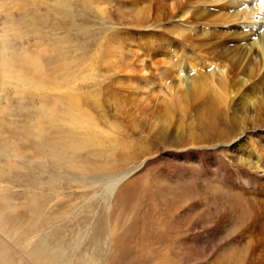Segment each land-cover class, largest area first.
Masks as SVG:
<instances>
[{
    "label": "rangeland",
    "instance_id": "374dc122",
    "mask_svg": "<svg viewBox=\"0 0 264 264\" xmlns=\"http://www.w3.org/2000/svg\"><path fill=\"white\" fill-rule=\"evenodd\" d=\"M171 1H163L165 13ZM159 6L0 0L1 258L253 264L242 233L253 203L217 166L253 169L264 160V122L249 121L227 140L204 138L220 108L212 96L189 95L160 63L159 34L185 43L171 34L183 21L157 22ZM252 150L249 166L241 159ZM106 176L122 180L112 196L105 187L114 178L102 193L91 187ZM232 204L245 210L242 222L224 227L220 212Z\"/></svg>",
    "mask_w": 264,
    "mask_h": 264
},
{
    "label": "bare ground",
    "instance_id": "6f19581e",
    "mask_svg": "<svg viewBox=\"0 0 264 264\" xmlns=\"http://www.w3.org/2000/svg\"><path fill=\"white\" fill-rule=\"evenodd\" d=\"M158 1L157 22L174 18L183 21L171 34L185 43L184 47L159 34L157 50L166 57L160 63L175 70L179 85L186 84L189 95L212 96L220 108H212L213 120L204 126V138L208 140L216 133L218 139L227 140L238 134L239 129L241 132L249 121L255 125L264 122V0H176L166 13L164 0ZM250 5L255 7L249 9ZM252 155L254 150L241 161L249 165ZM240 165L236 163L234 169H229L219 162L217 167L223 176L234 180L232 184L240 191L239 196L253 203V208L245 206L253 219L242 233L249 240L246 252L253 258V264H264V160L252 162L253 169L246 168L248 171ZM209 166L216 167L215 163ZM244 175L247 178L243 181ZM121 182L112 179L105 187L106 194L112 196ZM243 211L226 207L220 212L223 226L239 222L238 216ZM0 264L11 263L0 257Z\"/></svg>",
    "mask_w": 264,
    "mask_h": 264
},
{
    "label": "water",
    "instance_id": "95a60500",
    "mask_svg": "<svg viewBox=\"0 0 264 264\" xmlns=\"http://www.w3.org/2000/svg\"><path fill=\"white\" fill-rule=\"evenodd\" d=\"M31 169H33L32 170V172H34V171H37L38 170V168L36 167V168H32L31 167ZM85 177V176H84ZM121 177V176H120ZM111 178H116L115 176H106V179H104V180H101V181H96V180H94V179H91L92 181H91V187H99V186H101L102 188H101V193L103 192V189H104V184L106 183V181L107 180H109V179H111ZM82 180H85V181H89V179L88 178H83ZM94 182V183H93Z\"/></svg>",
    "mask_w": 264,
    "mask_h": 264
}]
</instances>
